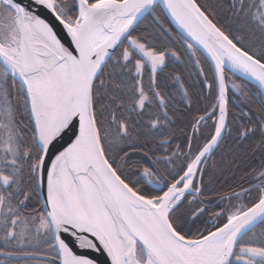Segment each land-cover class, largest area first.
<instances>
[{"label":"snow or ice","instance_id":"snow-or-ice-1","mask_svg":"<svg viewBox=\"0 0 264 264\" xmlns=\"http://www.w3.org/2000/svg\"><path fill=\"white\" fill-rule=\"evenodd\" d=\"M0 264H264V0H0Z\"/></svg>","mask_w":264,"mask_h":264},{"label":"trees","instance_id":"trees-1","mask_svg":"<svg viewBox=\"0 0 264 264\" xmlns=\"http://www.w3.org/2000/svg\"><path fill=\"white\" fill-rule=\"evenodd\" d=\"M170 26H171V24H170ZM171 27H172V26H171ZM184 76L187 77V82H188V84H191V83H192V78L194 77L193 73H192V76L190 77V76H188V72H187V70L185 69V70H184ZM197 86H198V87L200 86L198 80H197ZM238 178H239V174H237V180H238Z\"/></svg>","mask_w":264,"mask_h":264},{"label":"water","instance_id":"water-1","mask_svg":"<svg viewBox=\"0 0 264 264\" xmlns=\"http://www.w3.org/2000/svg\"><path fill=\"white\" fill-rule=\"evenodd\" d=\"M171 26L173 27L174 30H178V29H176V26H175L174 22L171 23ZM241 79H243V78H241Z\"/></svg>","mask_w":264,"mask_h":264},{"label":"rangeland","instance_id":"rangeland-1","mask_svg":"<svg viewBox=\"0 0 264 264\" xmlns=\"http://www.w3.org/2000/svg\"><path fill=\"white\" fill-rule=\"evenodd\" d=\"M173 28V27H172ZM193 75L195 76V71L193 70Z\"/></svg>","mask_w":264,"mask_h":264}]
</instances>
